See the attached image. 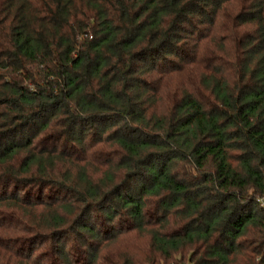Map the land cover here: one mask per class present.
<instances>
[{
	"label": "trees",
	"instance_id": "obj_1",
	"mask_svg": "<svg viewBox=\"0 0 264 264\" xmlns=\"http://www.w3.org/2000/svg\"><path fill=\"white\" fill-rule=\"evenodd\" d=\"M262 198L264 0H0V264H264Z\"/></svg>",
	"mask_w": 264,
	"mask_h": 264
},
{
	"label": "rangeland",
	"instance_id": "obj_2",
	"mask_svg": "<svg viewBox=\"0 0 264 264\" xmlns=\"http://www.w3.org/2000/svg\"><path fill=\"white\" fill-rule=\"evenodd\" d=\"M102 153V152H101ZM100 155V154H99ZM263 202H264V198ZM115 251L117 254L121 251H126L131 255H134L138 250L147 251V239L145 237H140V236H134L131 237L129 236L128 238H125L123 240L114 242L110 247L109 250ZM42 251V250H41ZM45 252L47 251L46 249L44 250ZM48 253V252H46ZM48 260V259H46ZM183 260V258L179 255L177 256L174 260L169 262L168 264H179V261ZM182 264V263H181ZM185 264V263H184Z\"/></svg>",
	"mask_w": 264,
	"mask_h": 264
},
{
	"label": "built area",
	"instance_id": "obj_3",
	"mask_svg": "<svg viewBox=\"0 0 264 264\" xmlns=\"http://www.w3.org/2000/svg\"><path fill=\"white\" fill-rule=\"evenodd\" d=\"M258 202L260 203V205H261L262 207H264L263 199H259Z\"/></svg>",
	"mask_w": 264,
	"mask_h": 264
}]
</instances>
